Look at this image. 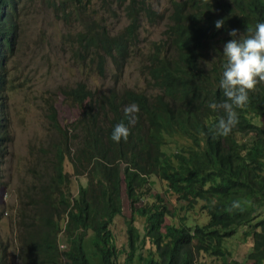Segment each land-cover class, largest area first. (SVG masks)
<instances>
[{
  "label": "trees",
  "instance_id": "obj_1",
  "mask_svg": "<svg viewBox=\"0 0 264 264\" xmlns=\"http://www.w3.org/2000/svg\"><path fill=\"white\" fill-rule=\"evenodd\" d=\"M92 2L0 0V264H92L84 249L90 234L102 264L118 263L123 251L125 264H264V128L252 123V116L264 115V82L235 109L238 120L226 136L214 135L224 109L209 107L226 99L218 81L229 31L242 38L264 21V0H174L163 36L139 65L143 84L136 87L117 82L137 46L139 12L151 16L153 5L101 0L102 10L124 6L130 15L127 28L114 34L95 18ZM44 10L57 23L78 22V31L63 36L60 45L83 78L53 92L61 91L79 112L61 124L56 96L51 89L45 93L46 130L52 134L29 146L21 205L2 234L15 140L13 98L27 94L33 82L30 63H52L49 53L36 52L27 64L18 53L30 15ZM217 19L223 20L220 28ZM38 35L36 44L47 38L43 29ZM109 61L113 83L103 89L98 78ZM91 77L92 87L85 81ZM132 103L139 111L129 124L123 108ZM119 122L129 134L115 142L110 133ZM152 175L161 182L158 192L151 189ZM79 176L87 177V185ZM124 192L132 214L127 242L119 246L112 228L124 214ZM234 200L238 207H231ZM137 213L144 218L143 239ZM236 234L252 238L245 261L232 258L228 243ZM60 237L70 246L65 260L59 257ZM11 238H24L17 250ZM144 242L150 245L139 254Z\"/></svg>",
  "mask_w": 264,
  "mask_h": 264
},
{
  "label": "rangeland",
  "instance_id": "obj_2",
  "mask_svg": "<svg viewBox=\"0 0 264 264\" xmlns=\"http://www.w3.org/2000/svg\"><path fill=\"white\" fill-rule=\"evenodd\" d=\"M147 3L152 4L154 7V14L148 15L144 12H139L138 27L136 30L137 46L132 54L128 57L126 65L124 66V73L117 83L127 86L136 87L143 84L141 75L139 72V65L146 59L147 52L152 45L153 41L158 40L165 28L167 27L171 18L173 1L174 0H146ZM90 9L94 10L95 18L100 21L103 20V25L109 29L112 33L116 34L130 24V15L124 10V6H107V12L102 10L101 0H93L90 5ZM115 11V13H111ZM111 13V14H110ZM78 22H74L72 25L66 22L57 23L53 18L49 10H44L39 17L30 15V24L27 26L25 33L22 36L23 44L19 49V57L25 61V64L29 62L31 57L39 52L41 55L49 53L52 58V63H30L28 66L29 73H31L33 82L28 87L27 94L21 93L20 96H14L16 102V113L14 115V129L13 136L15 137L12 154L9 158L8 165L11 168V175L9 177L10 192L6 196L5 204L7 208L8 216H12L14 211L20 207L21 198L18 197V191L24 189L26 185L22 184L20 179L22 169L31 158V151L29 146L31 144H37L43 141V138H49L52 131L46 130V125L49 123L46 120V111L43 107V101L45 93L49 89L56 96L55 107L58 113V119L61 124L66 125L71 123L78 116V109L73 105L67 103L64 100V96L61 91L53 92L56 87H62L67 84L83 78L79 70L69 62L64 55V47H61L60 41L65 35L75 33L78 31ZM41 28V29H40ZM45 30L47 38L41 43L36 44L39 33ZM68 48V47H65ZM18 58V57H17ZM20 61V59H18ZM89 61L96 63L95 60L89 59ZM24 72H26L24 70ZM105 75H100L98 78L99 83L103 89L107 88L113 81L112 76V62L109 61L105 64ZM97 72L94 73V77L97 78ZM96 79L89 78L90 84L94 85ZM264 125V116L260 119ZM256 121V122H255ZM254 122L259 124V120ZM261 125V124H259ZM80 183L85 182L84 177H77ZM152 181V191L158 192L161 190V182L158 177L150 176ZM22 187V188H21ZM124 199V214L116 219V224L113 227V231L119 246H123L127 242V224L131 217V206L128 204L125 192L123 193ZM5 214V215H6ZM139 222L140 232L143 236L144 230L141 224V219L136 214ZM239 234L229 239V248L231 249L232 258L240 261H245L247 251L249 249V242L252 238H238ZM91 240H86L85 248L88 257L92 264H101L102 259L100 253H95V247ZM241 239L247 240L243 241ZM62 242V241H61ZM148 242H144L140 248L145 249L149 247ZM14 251V247L12 248ZM140 251V250H139ZM126 253L123 251L121 260H123ZM230 255V256H231ZM11 258V255H10ZM204 260L209 262L210 259L204 257ZM203 263V257L200 258ZM250 264V262H247Z\"/></svg>",
  "mask_w": 264,
  "mask_h": 264
},
{
  "label": "clouds",
  "instance_id": "obj_3",
  "mask_svg": "<svg viewBox=\"0 0 264 264\" xmlns=\"http://www.w3.org/2000/svg\"><path fill=\"white\" fill-rule=\"evenodd\" d=\"M222 23H223L222 19H217L214 22L216 28H220ZM247 31L249 34L241 38L237 36L236 29H231L229 31V36H231L232 38L227 40L223 44L222 53H223L224 61L222 64V72L218 81V85L219 88L222 89L223 95L226 97V99L222 101L219 105L215 103H210L209 107L210 108L222 107L224 109L225 114L223 117L219 118L216 121L214 135L218 134L220 136H226L230 132V130L235 126L238 120V116L235 109L245 106L249 100V91L252 90L258 83L264 82V21H258L255 24L254 29H248ZM85 81L89 82V79ZM90 86L92 87V84H90ZM138 111H139L138 105H136L135 103L126 105L123 108V112L125 113L129 124L134 123L135 113ZM263 116L264 115L252 116V121H253L252 123L256 125L261 124L259 126L264 128V125L261 123L260 120ZM256 119L260 121L259 124L255 123ZM128 134H129L128 126L125 125V123L123 122H119L113 126L110 133V138L115 142H119L121 139L126 140ZM72 169H73L72 165L70 164L67 171L71 172ZM152 176H156V175H152ZM82 177L85 178V182H81V183L83 185H87V177L86 176H82ZM149 180L151 181L150 177ZM238 206L239 204L237 201L235 200L232 201L231 207L235 208ZM5 211L7 212V208ZM5 214L6 213L3 214V221L1 225L2 234H5L9 231L8 220L13 219V215L8 216L7 215L8 213L6 215ZM138 216L141 219V224L144 230V218L140 214H138ZM208 219L209 218H204L203 221L207 222ZM135 225L140 230L139 222L137 218L135 220ZM90 236L91 234L88 236V238H90ZM92 238H94V235H92ZM140 238L142 239L144 238V234L142 236L141 232H140ZM11 239L15 250H17L18 244L22 243L24 240V238H11ZM58 243L60 250L59 257L60 259L65 260V252L70 247L69 243H67L63 237L58 238ZM142 246H140L139 243L137 250L139 254L144 252L143 249L142 251L140 249ZM84 249L86 253V248ZM95 253L98 252L95 250ZM125 256L123 260H121L122 258L121 256V258L118 260L119 262L116 264H125L124 263ZM88 259L90 260L89 257ZM133 264H139V263H133Z\"/></svg>",
  "mask_w": 264,
  "mask_h": 264
}]
</instances>
